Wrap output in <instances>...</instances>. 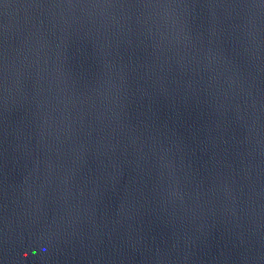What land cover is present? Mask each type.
Instances as JSON below:
<instances>
[{
  "label": "water",
  "instance_id": "95a60500",
  "mask_svg": "<svg viewBox=\"0 0 264 264\" xmlns=\"http://www.w3.org/2000/svg\"><path fill=\"white\" fill-rule=\"evenodd\" d=\"M0 264H264V0H0Z\"/></svg>",
  "mask_w": 264,
  "mask_h": 264
}]
</instances>
